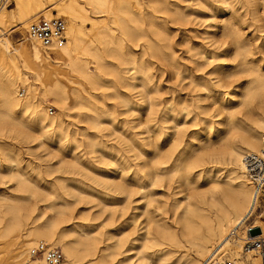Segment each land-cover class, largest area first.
<instances>
[{
    "label": "rangeland",
    "instance_id": "374dc122",
    "mask_svg": "<svg viewBox=\"0 0 264 264\" xmlns=\"http://www.w3.org/2000/svg\"><path fill=\"white\" fill-rule=\"evenodd\" d=\"M61 1L69 0H42V7L51 9ZM139 1L144 12L150 13L148 1ZM0 5L7 13L15 10L14 0H0ZM155 16L160 30L156 34L147 31V37L158 45L159 53L147 39L126 38L116 32L126 62L112 55L106 59L133 77L132 87L107 71L105 86L92 91L98 98L97 126L86 122L92 111L77 108L60 113L61 130L41 129L26 116L22 119L27 125L0 123V264H17L13 258L24 249L22 235L33 227H54V237L61 232L67 242L80 241L87 234L100 241L112 237L109 244L122 239L131 250L128 256L138 264L146 235L163 244L153 247V242L147 243L151 245L147 257L158 259L169 252L164 264L193 257L183 238L182 246L168 247L162 232L168 226L181 234L188 205L200 207L213 218L216 201H222L238 182V170L222 154L224 144L233 141L245 147L241 141L248 133L261 136L264 128L259 129L253 120L264 118V88L249 91L255 88L256 70L264 75V0H168L167 8ZM8 20L9 53L22 66L13 47L23 40L25 29L23 35L13 31V20ZM84 27L85 32L91 28L90 24ZM132 58L144 63L149 79L141 80L135 73ZM27 78L34 83L31 75ZM16 85L11 92L22 99L18 94L23 90L24 97L26 91L21 82ZM66 85L72 90L73 85ZM35 87L37 101L54 114L51 102L41 98L40 86ZM127 96L128 104H124L120 97ZM68 103L74 104L72 96ZM231 121L240 129L231 131ZM255 211L247 219H252L251 224L264 210ZM11 216L20 218L22 226L3 238ZM246 221L232 244L237 245L245 233ZM251 246L240 247L236 254L226 250L229 259L250 264L247 252ZM50 247L65 258L61 245ZM29 258L24 254L18 264H27Z\"/></svg>",
    "mask_w": 264,
    "mask_h": 264
},
{
    "label": "bare ground",
    "instance_id": "6f19581e",
    "mask_svg": "<svg viewBox=\"0 0 264 264\" xmlns=\"http://www.w3.org/2000/svg\"><path fill=\"white\" fill-rule=\"evenodd\" d=\"M138 1L139 0H69L66 2L61 1L56 3L51 9H46L42 7V0H14L15 10L8 13L3 10V7L0 5V123H17L19 125L24 123L27 125L28 122L22 119V116H26L28 117L26 119H29V121H31V119L35 120L41 129L50 128L61 130L63 122L60 118V113L77 108L92 111L93 115H87L85 119L92 127L97 126L96 101L98 98L96 99L92 91H96L105 86L103 76L106 75L107 71L125 83L126 86L132 87L131 83L133 77L127 76L126 72H123L118 67H114L115 65L110 66V63H108L109 61L106 59L108 55H112L117 59L121 58L120 50L122 43L117 37L116 32L118 31L121 36L126 38L134 37L147 39L148 45H151L155 52H160L158 45L152 44L151 40L147 37V31L152 34L158 33L160 28L156 23L155 14L167 8L168 0H142L148 1L147 8L150 13L144 12V9L139 3L140 1ZM37 9L39 10L36 11ZM51 10L55 11L57 15L64 16L66 20H64L63 17H58L56 14L53 15ZM177 12V9H175L174 13L176 14ZM52 17L62 18L65 22L64 41L54 43L49 49H45L41 47L39 43L27 39L25 32L23 35L22 29H26L28 24L32 21L38 18L50 19ZM9 18L13 20L11 21L13 24L11 29L21 33L23 35V40L30 42L29 45H26L22 42L23 40H21V43L19 42L17 46L13 47L14 52L21 60L22 66H19L16 59L9 53V47L12 45L7 35L9 30H6V24ZM78 21L82 22L81 26L77 25L76 22ZM88 24H90L91 28L85 32L84 25ZM235 26L236 25H234V27ZM66 33L68 35L67 40ZM121 61L122 63L126 62L122 58ZM90 62H92V64H90ZM131 62L133 70L136 74L141 76V80L146 78L149 79V73L144 63L134 58H132ZM255 73V88L251 89L249 92L255 90L257 93L264 88V75L258 73V70H256ZM28 75L34 78V83L28 82ZM17 81L22 83L26 91L24 97L23 90L18 94L19 98L22 99L15 98L11 92L12 88L14 90L17 88ZM66 82L73 85L72 90L69 91ZM35 85L40 86L39 93L44 103L49 101L56 109L54 114L50 113L48 107L41 104L40 100V102L37 101V88ZM70 96H72L74 100L72 106L68 103ZM120 100L124 104H128L129 101L128 96L120 97ZM244 101L245 100H243V102ZM226 109L229 110V108ZM253 122L259 129L262 130L264 128V118H256ZM229 126L231 131L240 129L235 121H231ZM263 131L264 129L262 132ZM258 133H260V131ZM34 134H36V131ZM27 136L28 135L25 137ZM86 139L88 144L93 146L94 141L89 137ZM241 143L244 144L245 147L237 145L232 141L226 142L222 149V154L228 165L235 167L239 175L235 177L236 180H238L237 184L228 191L227 196L223 198L222 201H216L218 210L215 216L211 218L205 214L204 210L200 207L188 205V208L182 215L181 234L178 235L168 226L165 227L166 233H164L165 231L162 232V235L166 236V246L180 247L182 246L183 238L189 248L193 250V257L182 256L176 264H203L211 253V250L215 247L220 248L229 262L237 264L235 260L229 259L226 250L231 254V251L237 253L240 251V247H245L249 243L252 244L251 250L247 252V256L251 261L250 264H260V259L257 255V247L258 241L263 237L262 235H264V211L256 216L252 224V230L259 231L257 234L249 235L246 230L237 240V245H235L236 243H231V239L235 233L254 213L257 207L256 202L254 203L252 186L244 174L242 158L247 152L259 151L261 147V136L259 135V137H257L252 133H248L242 139ZM166 157L168 160L172 156L168 153ZM130 187L133 188L132 186ZM217 188L219 187L217 186ZM2 217L3 215H0V220ZM19 219L11 216V218L8 219L9 226L5 229L4 233L1 234V237L5 238L9 236L12 229H20L22 225ZM55 227L58 228L57 226ZM54 233V227H49V229L37 227L26 229L25 233L22 235L25 240L24 249H21L15 254L13 263L16 262L18 264V262L24 258V254H29V259L32 260H28L27 264H48L43 255L32 257L30 254L31 250L35 249L40 243L44 244L47 248H53L50 247L52 244H59L62 246L65 258L63 259V254L60 251L62 260L58 264L136 263L132 262V256H128L131 250L130 248H126V242L122 239L109 244L107 242L110 241L112 237H105L104 241H100L95 237H89L87 234V236L80 241L67 242V238L63 233L60 232L57 237H54ZM147 236L148 235L143 239L145 243L141 246L142 256L140 264H164L166 257L169 256V252H166L163 257H159L158 259L145 256L147 249L151 246L147 247V243L153 242V247L163 245H160L154 238L150 239ZM136 264H138V262Z\"/></svg>",
    "mask_w": 264,
    "mask_h": 264
},
{
    "label": "built area",
    "instance_id": "2783aa9c",
    "mask_svg": "<svg viewBox=\"0 0 264 264\" xmlns=\"http://www.w3.org/2000/svg\"><path fill=\"white\" fill-rule=\"evenodd\" d=\"M65 22L62 18L52 17L50 19L38 18L28 24L25 29L27 39L39 43L45 49H49L54 43L64 41ZM244 174L253 189L256 211L264 210V131L261 135V147L258 152H247L242 158ZM252 219L247 220L244 229L248 233L252 231ZM259 230V229H258ZM31 256L43 255L48 264H58L62 260V254L57 248H47L40 243L31 250ZM257 255L260 264H264V236L258 241ZM203 264H233L229 262L220 248H214Z\"/></svg>",
    "mask_w": 264,
    "mask_h": 264
}]
</instances>
